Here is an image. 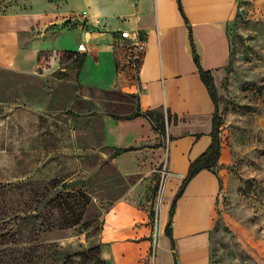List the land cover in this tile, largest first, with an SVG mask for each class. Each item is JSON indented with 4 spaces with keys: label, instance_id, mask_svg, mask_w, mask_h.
I'll return each instance as SVG.
<instances>
[{
    "label": "rangeland",
    "instance_id": "obj_1",
    "mask_svg": "<svg viewBox=\"0 0 264 264\" xmlns=\"http://www.w3.org/2000/svg\"><path fill=\"white\" fill-rule=\"evenodd\" d=\"M77 3L0 0V27L39 37L46 30L70 26L72 18L78 20ZM226 31L229 55L215 78L219 156L221 148L225 155L216 171L223 169L224 195L211 231L210 264H264V0H239ZM62 36L64 47L73 48L80 40L73 30ZM123 47L129 53L126 43ZM81 55L43 51V63L51 66L55 59L58 66L44 76L0 70V183L73 194L68 201L78 220L36 236L42 223L43 227L49 221L61 223L67 209L62 215L56 209L41 214L42 208L51 207L43 200L31 213L37 218L17 213L19 243L5 251L9 255L1 257L0 264H101L104 214L137 180L116 169L102 140L103 115L129 116L136 110L135 96L81 87L77 78ZM133 56L134 78L140 59ZM26 105L30 111L18 120L7 118L12 107ZM163 115L153 114L151 120L157 119L156 125ZM149 181L146 200L152 203L144 204L155 224L162 177L158 173ZM22 202L35 206L25 196L18 200ZM40 244L51 247L35 248ZM30 247L38 259L26 262L22 256Z\"/></svg>",
    "mask_w": 264,
    "mask_h": 264
},
{
    "label": "crops",
    "instance_id": "obj_2",
    "mask_svg": "<svg viewBox=\"0 0 264 264\" xmlns=\"http://www.w3.org/2000/svg\"><path fill=\"white\" fill-rule=\"evenodd\" d=\"M77 1L78 20L72 18L70 26L58 31L46 30L36 37L0 27V70L47 75L58 67L57 61L46 66L42 52L71 51L61 37L65 30L79 35L72 51L82 48L77 73L81 87L135 96L140 111L129 118L103 115L105 147L111 153L130 148L112 155L113 164L124 177H137L104 214L99 234L103 259L106 264H175L176 257L178 264H210L211 231L224 195L223 169L216 171L225 161L222 148L213 170L195 174L175 202L170 226L174 250L165 227L190 163L211 143L215 104L199 70H209L216 85L229 55L226 25L239 0H180L184 15L177 0ZM82 22L92 29L83 28ZM126 30L145 41L134 78L131 49H124L126 41L120 36ZM11 109L7 118L15 120L30 111L27 105ZM148 111L164 113L162 127L148 118ZM162 171L154 241V223L144 203H152L146 200L149 177H162Z\"/></svg>",
    "mask_w": 264,
    "mask_h": 264
},
{
    "label": "trees",
    "instance_id": "obj_3",
    "mask_svg": "<svg viewBox=\"0 0 264 264\" xmlns=\"http://www.w3.org/2000/svg\"><path fill=\"white\" fill-rule=\"evenodd\" d=\"M178 8L181 14H183V9L180 0H177ZM184 15V14H183ZM68 54L77 56L78 54H81L78 51H66ZM82 57V55H81ZM83 60H80V64ZM200 73V78L204 85L206 86L208 93L213 100L215 106L217 102V91H216V86L213 81V78L210 74L209 70H204L201 69L199 70ZM140 114L139 109H136L134 112H132L129 117L137 116ZM148 118L152 119L153 112L148 111L146 113ZM118 118V117H115ZM153 121H158L157 119H153ZM163 125V118L156 124L157 128L162 127ZM218 133H219V121L217 118V114L215 112L213 116V126H212V132H211V143L209 147L204 151L198 158L193 160L190 163L187 175L185 176L182 185L180 186L177 194L175 195L170 210H169V221L168 224L165 227V233L166 235L171 239V246L172 249L174 250V245L172 241V235H171V219L174 213L175 209V202L177 198L181 195L183 192V189L187 182L195 175L197 174L200 170L202 169H211L216 165V162L219 158V150H220V143L218 139ZM130 148H119L115 149L112 153L113 156L118 155L124 151L129 150ZM17 196L16 198L13 197ZM26 197L27 199L30 200L31 203H34L35 206L32 208L27 203H23V205H20L18 203L19 199H22L23 197ZM74 195L70 193H60V192H51L46 187H36V188H26L23 187L22 185H16V184H3L0 183V259L1 257L7 256L9 254H6L7 252L5 251H10V247H14V245H17L19 242L17 239H19V236L21 235V231L18 229L17 225H15V220L18 219V214L17 213H22L23 216L25 217H30V218H37L38 214L31 215L32 212L37 211L36 206L39 205L43 200H47L48 203H51V207L49 209L47 208H42L41 209V214L43 212H48L50 214V209H56L59 211V214L64 213V209H67L68 214L65 215L66 217H63L62 222L59 223L57 222L54 223L53 221H49L46 223V225L43 227V223L41 224V229H38V233L36 232V236L42 232H47L52 230L53 228H58V229H63L65 227H69L72 225V223H76L78 220L76 219V215L73 210V206L70 205L68 199L73 198ZM41 214L39 216H41ZM45 224V223H44ZM34 225L32 224L30 227H33ZM36 247H46L50 248L51 245H36ZM29 251V252H27ZM80 255V254H79ZM175 258V264H178L176 257ZM22 259H24L26 262H30L31 259H38L37 256L33 255L32 248L27 249L24 255L22 256ZM72 261V260H70ZM2 262V260H0ZM101 264H106L104 260H100ZM72 263H74L72 261Z\"/></svg>",
    "mask_w": 264,
    "mask_h": 264
},
{
    "label": "built area",
    "instance_id": "obj_4",
    "mask_svg": "<svg viewBox=\"0 0 264 264\" xmlns=\"http://www.w3.org/2000/svg\"><path fill=\"white\" fill-rule=\"evenodd\" d=\"M120 36L122 39L126 41V44L129 46L131 49V52L134 54L133 58L134 59H140V56L145 50V41L143 38L139 37L138 35L126 30V31H121ZM82 47V46H80ZM82 48H79L80 53ZM165 171H162V179L164 178ZM157 235V224L155 221L154 224V231H153V240L155 241Z\"/></svg>",
    "mask_w": 264,
    "mask_h": 264
}]
</instances>
